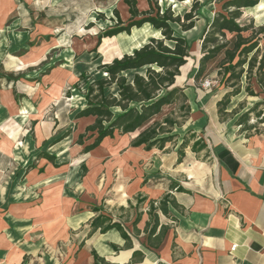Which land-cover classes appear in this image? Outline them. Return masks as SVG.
I'll return each mask as SVG.
<instances>
[{
  "label": "crops",
  "instance_id": "obj_1",
  "mask_svg": "<svg viewBox=\"0 0 264 264\" xmlns=\"http://www.w3.org/2000/svg\"><path fill=\"white\" fill-rule=\"evenodd\" d=\"M198 26L182 34L197 32ZM198 44L200 55L193 69L184 75L182 66L176 79L177 85L185 87L190 112L181 125L172 128L171 134L178 135L176 140L164 147L147 150L132 146L131 141L155 121L177 114L176 109L165 110L169 104L137 131L116 132L88 152L85 145L93 138L84 144L77 141L94 122L93 116L76 118L75 114L74 127L51 142L59 120L34 118L35 143L32 135L31 140L27 135L26 141L19 142L28 115L21 121H0V132L7 135L0 136V181L4 180L0 183V208H9L0 212V264H264V89L254 79L256 95H249L244 85L221 114L219 101L229 89L223 85L205 88L203 82L209 78L195 79L202 56ZM31 53L37 54L33 57ZM38 54L31 50L18 58L19 62L6 66L32 63L40 59ZM77 81L62 90H72ZM253 107L247 120L238 121ZM4 108L0 103V114ZM82 121H86L83 126ZM190 132L197 136L180 161L178 149ZM196 140L206 147L194 151ZM111 141H116L114 147ZM74 143L83 146L91 169L85 182L78 180L69 187L57 179L64 173L67 148ZM41 153L55 157L51 160ZM41 173L43 185L24 184L35 181ZM18 177L26 180L8 185L7 180ZM37 192L44 195L40 203L33 200ZM167 193L177 206L170 204L168 214L157 210L159 223L151 234L154 220L150 202ZM142 197L145 200L138 205ZM98 213L121 221L130 239L117 228L90 234V222ZM234 244L237 247L232 250Z\"/></svg>",
  "mask_w": 264,
  "mask_h": 264
},
{
  "label": "trees",
  "instance_id": "obj_2",
  "mask_svg": "<svg viewBox=\"0 0 264 264\" xmlns=\"http://www.w3.org/2000/svg\"><path fill=\"white\" fill-rule=\"evenodd\" d=\"M123 1L127 5L129 17L124 18L120 9L115 6V23L98 34L96 47L105 38L123 32L130 34L132 29L141 28L145 24H151L153 28L160 30L161 36L152 37L149 42L135 48L131 53H124L99 65V69H103L106 75L93 77L87 71L80 74L73 87L83 92L86 105L76 113V118H95L77 141L84 144L86 139L93 138L91 143L85 145L86 152L99 146L106 137H114L116 132L126 134L137 131L146 121L160 113L165 105L174 103L179 104L180 114H169L162 121H155L142 130L131 141V145L150 150L164 147L167 142L176 140L178 135L171 134L172 128L181 125L190 112L185 87L177 85L176 79L181 74L182 66L192 56L193 42L179 33L174 24L183 32L193 29L201 17L206 18L199 37L202 56L195 79L204 77L209 64L222 56L218 62V74L222 76L221 85L229 91L219 101L221 114H225L232 96L242 92L244 77L247 83L245 90L249 95H256L254 79L264 89V45H261L264 24L256 25L254 19L248 23L241 22L244 9L257 6L260 0H211L218 5L212 18L201 12V0H191V8L183 14L176 13L171 5L163 7L159 0H146L148 8H141L138 0ZM98 16L103 18L104 13L99 12ZM66 95L71 96V88L66 91ZM254 109L253 107L243 113L238 121L247 120ZM196 136V133L190 132L183 137L178 149L180 161L185 155V148ZM205 147L204 142L196 140L192 148L198 151ZM40 156L51 160L55 157L47 153H41ZM180 189L186 191L184 187ZM144 200V197L139 198L138 205ZM170 204L177 206L170 193L159 200H151L149 211L154 220L151 234L155 233L159 223L157 210L168 214ZM95 209L99 211L98 208ZM90 225V234L98 230L104 233L117 228L124 238L130 239L122 222L114 220L109 214L98 213ZM160 237L161 235L158 239Z\"/></svg>",
  "mask_w": 264,
  "mask_h": 264
},
{
  "label": "rangeland",
  "instance_id": "obj_3",
  "mask_svg": "<svg viewBox=\"0 0 264 264\" xmlns=\"http://www.w3.org/2000/svg\"><path fill=\"white\" fill-rule=\"evenodd\" d=\"M174 1L159 0V3L163 7L171 5L176 13L182 14L192 6L190 0L186 3ZM201 2L203 15L213 16L218 5L211 0H201ZM123 4V0H0V103L5 104L0 114L2 117L0 121L5 124L8 121H21L25 115L29 116L26 129L23 130L19 142L26 141L27 135L30 140V135L34 138V141L31 140L32 143L37 141L33 133L36 125L34 118H39V121L59 120V128L49 142L68 127H74L75 114L86 103L84 94L77 88H72L71 97L68 98L67 89L62 90V87L71 86L83 71H87L93 77L104 75V70L99 69V65L110 62L115 55L137 48L129 45L131 44L130 36L136 28L132 29L131 34L124 33L110 41L113 50L107 56H104L102 51L106 38L95 48L98 34L115 23L113 12L115 6L120 9L124 18L129 17V14L125 15L123 12V9L128 11L127 5ZM142 5L139 4L141 8H148L146 2ZM99 12L104 13L103 18L98 16ZM251 19H254L256 25L264 21V0H260L255 7L244 9L241 22L248 23ZM205 22L206 18L201 17L196 22L200 30L187 34L188 39L193 42V55L182 69L184 75L191 72L200 55L198 38ZM146 25L152 27L151 24L144 26ZM174 26L179 33H182L178 25L174 24ZM160 36L161 31L157 36H149L141 45L149 42L152 37ZM262 44H264V39ZM31 50L40 52L38 54L40 59L22 66H6L11 61L12 64L19 62L18 58ZM36 54L31 53L33 57ZM221 58L222 56L209 64L205 75L206 78L215 82L214 87L222 84V76L218 74V62ZM4 74L7 75L4 76ZM246 84L243 83V87ZM178 107L179 104H169L165 110L176 109L178 115L180 114ZM16 109L18 112L15 113ZM85 123L86 121H82L81 125ZM43 124L45 126V123ZM0 136L7 138V135L2 132ZM19 142H15V145L21 147ZM112 145L114 147L116 141H111L110 146ZM67 150V160L63 166L64 173L62 178L57 180L65 182L70 187L75 181L85 182L88 179L87 173L91 165L89 166V161L86 162L83 146L74 143ZM24 180L26 177L23 180L18 177L7 181L11 186L20 185L24 183ZM57 180L51 184H55ZM44 181L41 173L35 181H27L24 184L43 185ZM0 183H4V180ZM43 197L42 192H37L33 200L40 203ZM8 209L0 208V212H7ZM35 227L36 230H41L40 226Z\"/></svg>",
  "mask_w": 264,
  "mask_h": 264
},
{
  "label": "bare ground",
  "instance_id": "obj_4",
  "mask_svg": "<svg viewBox=\"0 0 264 264\" xmlns=\"http://www.w3.org/2000/svg\"><path fill=\"white\" fill-rule=\"evenodd\" d=\"M187 1L188 0L184 1L183 3H186ZM145 2H146V0H139L140 6H143L142 4H145ZM123 8H125V7L123 6ZM123 10H124L123 12L125 13V15L129 14L126 9H123ZM159 33H160V30L152 28L149 25H146V26L141 27V28H136L134 30V33L130 36V43L131 44H129V45L132 47H139L142 43H144L148 39L149 36H151V35L157 36V35H159ZM123 34H124V32L119 34V35H116L114 37H108L105 39L106 40L105 44L102 47V51H103L104 56H107L108 53L113 50L111 47L112 43H110V41L114 40L115 38H117L118 36L123 35ZM120 49H122V47Z\"/></svg>",
  "mask_w": 264,
  "mask_h": 264
},
{
  "label": "built area",
  "instance_id": "obj_5",
  "mask_svg": "<svg viewBox=\"0 0 264 264\" xmlns=\"http://www.w3.org/2000/svg\"><path fill=\"white\" fill-rule=\"evenodd\" d=\"M215 82L211 79H205L204 82H203V86L205 88H211L212 86H214ZM237 247V244H234L232 246V250H234L235 248Z\"/></svg>",
  "mask_w": 264,
  "mask_h": 264
},
{
  "label": "water",
  "instance_id": "obj_6",
  "mask_svg": "<svg viewBox=\"0 0 264 264\" xmlns=\"http://www.w3.org/2000/svg\"><path fill=\"white\" fill-rule=\"evenodd\" d=\"M131 53V52H130ZM106 75V74H105Z\"/></svg>",
  "mask_w": 264,
  "mask_h": 264
}]
</instances>
